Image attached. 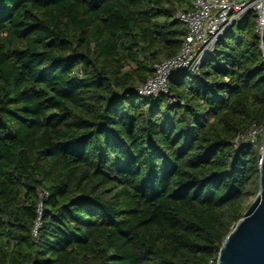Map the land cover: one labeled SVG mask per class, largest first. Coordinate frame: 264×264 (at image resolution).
Segmentation results:
<instances>
[{
  "label": "trees",
  "instance_id": "1",
  "mask_svg": "<svg viewBox=\"0 0 264 264\" xmlns=\"http://www.w3.org/2000/svg\"><path fill=\"white\" fill-rule=\"evenodd\" d=\"M192 1L0 0V264H217L260 190L234 140L264 123V35L249 11L139 95Z\"/></svg>",
  "mask_w": 264,
  "mask_h": 264
},
{
  "label": "built area",
  "instance_id": "2",
  "mask_svg": "<svg viewBox=\"0 0 264 264\" xmlns=\"http://www.w3.org/2000/svg\"><path fill=\"white\" fill-rule=\"evenodd\" d=\"M249 11L256 13V33L263 37L264 0H193L189 10L176 14V18L186 26L180 52L172 58L155 63L153 75L138 87V94L157 96L168 93L173 73L180 70L198 74L206 56L220 37ZM242 144L255 146L261 164L264 157V123L253 124L246 133L238 134L234 145L238 147ZM46 195V190L39 191L41 199ZM42 211L43 202H40L39 217L33 230L34 237L38 235Z\"/></svg>",
  "mask_w": 264,
  "mask_h": 264
},
{
  "label": "water",
  "instance_id": "3",
  "mask_svg": "<svg viewBox=\"0 0 264 264\" xmlns=\"http://www.w3.org/2000/svg\"><path fill=\"white\" fill-rule=\"evenodd\" d=\"M217 264H264V157L259 193L224 240Z\"/></svg>",
  "mask_w": 264,
  "mask_h": 264
},
{
  "label": "rangeland",
  "instance_id": "4",
  "mask_svg": "<svg viewBox=\"0 0 264 264\" xmlns=\"http://www.w3.org/2000/svg\"><path fill=\"white\" fill-rule=\"evenodd\" d=\"M253 202V201H252Z\"/></svg>",
  "mask_w": 264,
  "mask_h": 264
}]
</instances>
